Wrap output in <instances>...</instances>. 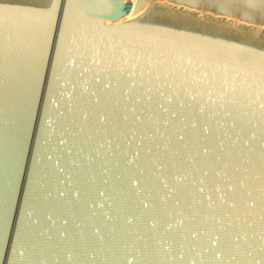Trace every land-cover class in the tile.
I'll use <instances>...</instances> for the list:
<instances>
[{
	"label": "water",
	"instance_id": "obj_1",
	"mask_svg": "<svg viewBox=\"0 0 264 264\" xmlns=\"http://www.w3.org/2000/svg\"><path fill=\"white\" fill-rule=\"evenodd\" d=\"M0 264H264V23L0 0Z\"/></svg>",
	"mask_w": 264,
	"mask_h": 264
},
{
	"label": "bare ground",
	"instance_id": "obj_2",
	"mask_svg": "<svg viewBox=\"0 0 264 264\" xmlns=\"http://www.w3.org/2000/svg\"><path fill=\"white\" fill-rule=\"evenodd\" d=\"M222 7L234 18L249 19L254 24L264 23V0H186Z\"/></svg>",
	"mask_w": 264,
	"mask_h": 264
},
{
	"label": "snow or ice",
	"instance_id": "obj_3",
	"mask_svg": "<svg viewBox=\"0 0 264 264\" xmlns=\"http://www.w3.org/2000/svg\"><path fill=\"white\" fill-rule=\"evenodd\" d=\"M53 8H54V9H58V8H59V5H58V4H54V5H53ZM137 119H139V117H137ZM165 122H167V121H165ZM180 139L182 140L183 137H180ZM205 152H207V149H205ZM233 188H234V186H233ZM200 191H203V189L201 188ZM234 204H235V201H233L232 204H230L229 206H230V207H231V206H234Z\"/></svg>",
	"mask_w": 264,
	"mask_h": 264
}]
</instances>
